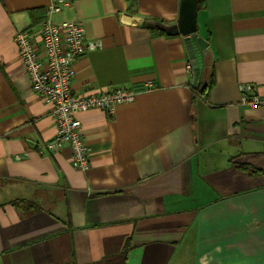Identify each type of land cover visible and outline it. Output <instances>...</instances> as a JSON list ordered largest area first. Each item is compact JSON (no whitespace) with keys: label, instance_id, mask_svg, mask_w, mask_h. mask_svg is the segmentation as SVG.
Returning a JSON list of instances; mask_svg holds the SVG:
<instances>
[{"label":"crops","instance_id":"obj_1","mask_svg":"<svg viewBox=\"0 0 264 264\" xmlns=\"http://www.w3.org/2000/svg\"><path fill=\"white\" fill-rule=\"evenodd\" d=\"M88 52L72 91H137L116 115L77 118L91 169L72 166L14 42L49 0H0V264H264V0H204L189 75L182 0H68ZM198 40L207 46L202 50ZM152 87L149 88L148 84ZM205 89L203 95L194 87Z\"/></svg>","mask_w":264,"mask_h":264},{"label":"built area","instance_id":"obj_2","mask_svg":"<svg viewBox=\"0 0 264 264\" xmlns=\"http://www.w3.org/2000/svg\"><path fill=\"white\" fill-rule=\"evenodd\" d=\"M49 1L45 20L38 27L42 53L36 50L35 38L30 31L18 32L14 42L34 94L52 108L57 131L51 142L44 146L46 151L55 153L69 147L73 168L86 173L91 169L90 150L84 142L82 124L77 117L91 110H101L114 116L120 106L135 102L139 93L123 88H110L84 96L73 93L74 65L88 52L100 51L102 44L85 40V30L79 22H57L53 19V16L71 6L70 1ZM191 61L189 55L187 70L193 77L197 70ZM148 87L151 88L152 84L149 83ZM239 90L242 93L241 104L264 112V96L256 93L254 86L240 85Z\"/></svg>","mask_w":264,"mask_h":264},{"label":"water","instance_id":"obj_3","mask_svg":"<svg viewBox=\"0 0 264 264\" xmlns=\"http://www.w3.org/2000/svg\"><path fill=\"white\" fill-rule=\"evenodd\" d=\"M199 8V0H182V6L180 8V19L177 22L176 33H179L181 36L185 38V43L189 52V55L192 59L194 68L197 70V78L198 79V71H199V64L197 62L196 52L194 47V37L198 33L197 27V14ZM200 44L202 50H205V46L207 44L203 40L197 41Z\"/></svg>","mask_w":264,"mask_h":264},{"label":"trees","instance_id":"obj_4","mask_svg":"<svg viewBox=\"0 0 264 264\" xmlns=\"http://www.w3.org/2000/svg\"><path fill=\"white\" fill-rule=\"evenodd\" d=\"M202 3H204V0H199V8H200V6L202 5ZM198 87H199V85H197L196 87H194L195 90H196V91H200V94L203 95V94L205 93V89H206V88L200 90V88H198ZM128 251H129V250L126 249L125 252H124V253L122 254V256L120 257V258H121V262H120V263L124 264L123 262L126 261V259H127ZM71 264H76V262H73V263H71Z\"/></svg>","mask_w":264,"mask_h":264}]
</instances>
